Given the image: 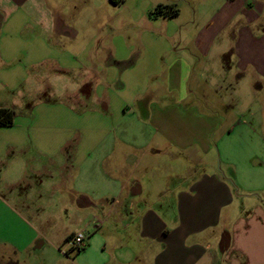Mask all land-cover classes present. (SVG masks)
Returning <instances> with one entry per match:
<instances>
[{
    "label": "crops",
    "instance_id": "obj_1",
    "mask_svg": "<svg viewBox=\"0 0 264 264\" xmlns=\"http://www.w3.org/2000/svg\"><path fill=\"white\" fill-rule=\"evenodd\" d=\"M88 2L0 0V108L38 87L49 61L39 41L95 57L94 67L54 60L86 76L62 88L76 92L45 125L32 115L0 124V264H264V0H103L106 15L73 14ZM40 9L54 10L46 25ZM125 24L131 33L118 32ZM90 25L94 36L81 34ZM94 37L105 49L88 55ZM102 58L124 64L136 87L114 85ZM88 89L92 100L78 92ZM71 101L93 103L81 158L67 147ZM80 231L87 246L66 256Z\"/></svg>",
    "mask_w": 264,
    "mask_h": 264
},
{
    "label": "rangeland",
    "instance_id": "obj_2",
    "mask_svg": "<svg viewBox=\"0 0 264 264\" xmlns=\"http://www.w3.org/2000/svg\"><path fill=\"white\" fill-rule=\"evenodd\" d=\"M92 2H95L96 5L90 4L89 2L83 6H80L81 8H79L78 5L76 4H72V7H74L73 11L70 9H66V10H61L60 12H63L65 14L70 13L71 11L73 12V14H78L79 18L83 17L84 14H86V17H95L96 13L100 14L101 16L106 15V13L110 10L111 7L110 4H108L106 6V4L103 3H99L103 0H90ZM127 1V5L136 3L137 0H126ZM144 1V4L146 6H148L149 8H153L154 6L156 7L159 2H165V0H142ZM108 3V2H107ZM53 12V17H54V10L53 11H48V10H43L40 9L39 11H37V17L39 19H41L44 24L46 25L47 20L49 17V14ZM63 17L62 15H56V17ZM81 20H83L81 18ZM91 24V23H90ZM94 24V23H93ZM82 26V25H81ZM85 25L82 26V28ZM81 28V29H82ZM113 28L116 30L118 29V27L115 25L113 26ZM121 30H119L118 32H124L125 34L127 33H131L132 30L129 28V25L125 24V25H121ZM87 29L86 31H81V34H89L91 36H94L95 33V28L94 26L90 25L89 27L85 28ZM113 29L109 28L108 31H104L103 34L104 35H110L112 33L116 34L115 32L112 31ZM28 32V30H27ZM26 32V33H27ZM108 32V33H107ZM83 39V38H82ZM77 42L76 45L77 46H81L83 47L86 43H84L83 41ZM106 44V43H104ZM114 45H117L116 49L117 50H123V51H127L130 48V43L126 42L125 40H119L116 39V43L112 44V47ZM39 46V60L43 58H48L49 61L44 63V64H40L39 67H37V69L35 70L37 73V81H38V87L37 85H35V89L33 91H28L29 95L26 97L24 96L23 99L18 100L19 98L16 99V105L17 107L14 110V114L16 116V119L19 123L23 122V118L27 115H32V116H37L40 117V120L43 122H40V125H45L46 124V120H47V116L52 114V113H57V102L60 101H65L67 100V98L69 97L70 99L73 98L72 94H74L76 91H71V94L69 96L66 95L67 91L63 90V87H66L67 85H73L75 83H77L75 81V79L78 80H82L85 74H80V75H74L76 73H72V72H66L60 68H58L56 65V62L54 60H64L63 62H65V64H67L69 67H79L82 66L84 64L87 65H91L92 67H94V63H95V57H93L92 59H88V58H78L75 59L73 57H70L68 52L64 49L65 46L63 44H57L55 42V45L53 47H46V44H44L42 41H39L38 43ZM69 49V46L66 44V49ZM92 48H100L101 50L105 49V47L102 45L101 41H99L98 39L95 41V37L92 38L91 42H87V48H86V52L89 55V52H91L90 49ZM120 48V49H119ZM92 55H94V51L91 52ZM99 61L101 64L102 69H108L107 71H109L110 73V79L111 82L114 83V85H119V84H128L130 85L131 83H133V85L136 87V84L134 82H129L127 80V74H122V72L124 71V64H121L119 66H115V70L112 68H110V64H105L104 58L102 59H96V61ZM106 62H110V60L113 59H109L107 58ZM104 65V66H103ZM18 70V68H16V71ZM18 72V71H17ZM86 73V72H83ZM17 78L18 76H21L24 78V74L22 73H17ZM86 76V75H85ZM79 81V82H80ZM89 83H87V87H89V84H91V86H94V79L93 81H88ZM28 83H31L30 80L26 81V83H24L23 85V92L25 93L27 89H29V87H27L26 85ZM93 83V84H92ZM33 84H35V82H33ZM54 86V88L52 89V87ZM111 89V88H110ZM112 91L114 90V87H112L111 89ZM110 90V95L113 96L112 91ZM70 91V90H69ZM120 91V90H119ZM116 91V92H119ZM80 93H82V95L86 96L89 100H92L94 97V89L90 90H81L78 91ZM77 92V94H78ZM131 93V97H126L125 95L127 93ZM247 92V98L251 97V93L250 91H246ZM134 93V91H127L124 90L123 92L119 93L120 95L126 97V99H132V94ZM88 95V96H87ZM77 96V95H76ZM72 100V99H71ZM71 105H72V110H74V112L79 115L78 119L76 121H73L74 119L70 120V129L68 131L69 136H70V141L68 143V149H70L71 152V156H75L76 152L77 154L80 156L83 155V153H85V150H89V147L87 146V149L81 148L79 146V141H81L82 139H84V134L85 132H89L88 130L90 129V127L95 124L94 118L93 116H91L90 112L92 109L88 110V108L93 107V103H90L89 107H87V109L85 107H83L82 105H80L79 103H75L71 101ZM134 106V105H133ZM135 107V106H134ZM50 109L54 110L51 111ZM119 110V108L117 109ZM88 113L86 116L83 115V113ZM29 113V114H28ZM70 113V112H69ZM72 114V113H71ZM73 115V114H72ZM65 116H68L67 112H65ZM86 118V119H85ZM85 129H87V131H85ZM40 145L44 148L48 150H50L49 147V139L46 136H41L40 137ZM82 138V139H81ZM80 148V150L78 151V149ZM39 165H47L48 164V159L44 158V157H39Z\"/></svg>",
    "mask_w": 264,
    "mask_h": 264
},
{
    "label": "built area",
    "instance_id": "obj_3",
    "mask_svg": "<svg viewBox=\"0 0 264 264\" xmlns=\"http://www.w3.org/2000/svg\"><path fill=\"white\" fill-rule=\"evenodd\" d=\"M68 244L70 245L71 250L68 252L64 251V254L70 257V252L79 253L85 249L87 246V235L82 231L77 232L68 239Z\"/></svg>",
    "mask_w": 264,
    "mask_h": 264
},
{
    "label": "trees",
    "instance_id": "obj_4",
    "mask_svg": "<svg viewBox=\"0 0 264 264\" xmlns=\"http://www.w3.org/2000/svg\"><path fill=\"white\" fill-rule=\"evenodd\" d=\"M112 2L118 4L122 0H111ZM15 114L12 109L0 108V124L5 126H10L14 123Z\"/></svg>",
    "mask_w": 264,
    "mask_h": 264
}]
</instances>
